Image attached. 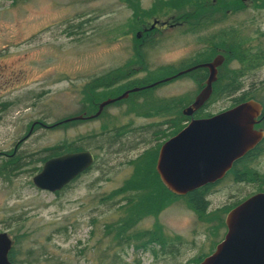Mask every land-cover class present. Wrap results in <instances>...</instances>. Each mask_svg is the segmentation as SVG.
<instances>
[{"label":"rangeland","instance_id":"obj_1","mask_svg":"<svg viewBox=\"0 0 264 264\" xmlns=\"http://www.w3.org/2000/svg\"><path fill=\"white\" fill-rule=\"evenodd\" d=\"M161 1L165 0H0V161L12 150L21 155L20 166L0 173V230L17 240L18 261L197 264L223 237L221 232L215 234L214 219L207 217L264 188L263 143L261 150L247 160L251 176L214 184L207 195L205 214L200 215L181 198L162 200L163 206L156 212L155 208H139L133 240L117 244L112 232L107 231L112 226L105 228V224L118 219L120 210L114 201L119 196H108L126 182L136 164L145 168L142 161L146 154V160L152 159L153 149L162 141L159 129L153 139L149 131H135L173 113L143 109L129 112L111 106L96 118L77 119L65 126H35L42 120L52 124L72 116L85 108L86 102L88 111H93V104L105 98L110 89L122 90V85L101 86L93 84L95 80L105 83L117 74L118 79L156 78L172 71L166 70V65L178 63L192 52L196 59L202 58L196 49L208 32L195 34L188 25L179 30L144 31V27H151L152 17L162 13L159 7L153 9L158 3L166 4ZM244 1L245 8L231 12L219 23L238 27L246 41L264 47V0ZM152 11L156 13L150 16ZM168 12L180 11L175 8ZM221 15L218 12L215 16ZM141 44L143 50L139 49ZM200 87L197 79L186 75L163 83L152 93L179 96L190 102ZM242 89L255 91L264 104V63L243 77ZM236 93L211 97L197 114L231 106ZM113 123L124 125L123 135L119 143L112 141L110 148L106 142V148H98L97 140L85 136L110 129ZM145 138L152 140L145 142ZM63 142L93 145L97 159L58 191L38 188L32 176L42 165V156L50 152L48 147ZM157 227L165 237L172 238L173 246L163 249L151 237V229Z\"/></svg>","mask_w":264,"mask_h":264},{"label":"water","instance_id":"obj_2","mask_svg":"<svg viewBox=\"0 0 264 264\" xmlns=\"http://www.w3.org/2000/svg\"><path fill=\"white\" fill-rule=\"evenodd\" d=\"M218 57L220 60L221 56ZM216 61L217 57L199 63L208 66L210 72L202 89L182 109L190 118L161 143L157 153L155 169L162 182L177 194L220 179L235 160L264 136V131L254 127L262 111V104L254 98L244 99L210 115L193 116L212 92ZM113 99L101 101L98 110L86 117L96 116L102 106ZM80 117L72 115L62 121ZM58 122L61 121L52 124ZM94 160V153L89 148L52 155L32 176V182L41 189L59 190L88 169ZM224 222L223 237L197 264H264V190L253 192L232 206L226 212ZM12 245L11 235L0 230V264H14L9 258Z\"/></svg>","mask_w":264,"mask_h":264},{"label":"trees","instance_id":"obj_3","mask_svg":"<svg viewBox=\"0 0 264 264\" xmlns=\"http://www.w3.org/2000/svg\"><path fill=\"white\" fill-rule=\"evenodd\" d=\"M161 2L163 3L166 2V4H163L164 6H159L158 3V5L153 6V9L154 7L155 9L159 7V9L157 10L158 11L160 10L162 13L168 12L170 10H174L175 8L177 9V11L189 13V14L205 13L207 14V18L208 19L211 18L212 21L213 20L218 21L223 18H227L231 12H236L246 7V3L244 0H165ZM218 12H221L222 15L217 17L215 15ZM154 13H156V11H152L151 13H149V15L150 16L155 15ZM210 13L214 14V16H208ZM214 17L217 18L214 19ZM207 36H208L207 39H204V41L207 42L208 49L204 52L199 53V55L201 56L203 55L206 56V58L204 59H207L208 56H210L211 54L217 51L215 50V46L219 45L224 49L222 50V55H224V63L222 64V67L220 69L219 78L215 79L212 82L211 97L219 96V95H230V94L232 95L237 92L235 95L232 96L233 104L248 98H254L261 102L260 100L261 98H258L260 96H258L257 93H255V91L242 89V79L253 68L259 67L262 63H264V47L261 46V44L259 43H256L255 45L250 44V42L246 41L245 37H241L242 35L238 27L232 25L229 27H224V26L219 27L214 32L208 33ZM148 44L149 43H146L144 45L148 46ZM144 45L141 44L139 49L141 50L142 48L143 50ZM233 59L237 60L238 64L233 65V61H232ZM187 61L188 60H182L173 65L172 64L166 65L165 66L166 70H171V69L175 70L181 67L182 65H184L185 63H188ZM157 74L158 73H155V75ZM118 77L119 75L117 74L115 75L114 79H118ZM139 77L141 76L133 77L131 79H138ZM142 78L153 79L151 75H148L146 77L142 76ZM94 79H101V78L95 77ZM197 80L199 86H201L200 82L203 79H197ZM146 91L143 90L139 94H142L143 92ZM141 96L143 99L142 102L144 103V105L142 106L143 110L158 112L161 111L162 109H166L168 99L160 98L154 100L146 93L142 94ZM170 98H172L174 109L176 110L175 116L173 118V122L170 125H168L170 130H168L167 126L164 128L160 127V123L155 121L159 124V128H157V131L158 129L160 130L161 134H159V137L162 136L161 139L166 138L169 135L176 132L189 119V116L182 112V107H184L187 103H189V101L187 102L183 101L179 96H173ZM170 98L169 101L171 102ZM199 111L200 110H198L197 113ZM209 114L211 113L197 114V115L204 116ZM261 115H262V119L264 120V110L261 113ZM74 120L76 119L62 121L56 124H47L44 122V120H42L41 122L36 123L35 126H39L43 123L46 124L48 127L65 126ZM165 120L166 119H164L163 121L165 122ZM121 131H122L121 129L112 131L104 128L99 132L94 131L85 136L88 139L94 141L97 140L98 143L96 144V146L98 148H106L104 146L105 142L107 143V147L110 148L113 140H117L118 141L117 143L121 141V137L123 135ZM135 132L138 133L141 132V130L139 129ZM156 134H158V132ZM263 143H264V136L262 140L258 143L257 147L262 145ZM90 146H91L90 144H88L87 146H81L79 144H73V143L67 144L66 142H63L62 144L59 145L50 146L48 147L50 152L42 156V161L44 162L48 157L62 153L64 151L78 150V149L88 148ZM91 148H93L96 151V148L93 145ZM251 151L252 149L247 151L242 157L238 158L234 162L232 168L225 175V177L220 179L216 183L223 181L225 179L241 181V180H246L249 176H251L252 172L247 167V162H248L247 160L251 157L252 154ZM153 152H154V156L152 154L151 156L152 159L146 160V158H148L147 154L146 157L143 159L142 162H144L145 168L140 166L141 163L136 164L133 174H131V176L126 180V182L122 186L117 188L116 192H111L108 196V198L119 196V198L114 202L117 203V209L120 210V214H119L120 218L118 217V219H116L110 224L109 223L105 224V228H110V226H112L111 229L107 231L112 232L113 237L116 239L115 241L117 244H123L125 242H129L133 240V237L137 232L135 228V224L139 218L137 216L139 208H143V209L145 208L147 211L154 210V212H156L163 206L162 200L168 199L170 201L173 199L181 198L195 211H197L200 215L205 214V212L207 211L209 205V200L207 198V195L211 191L214 184L216 183H207L196 189L188 191L185 194L174 193L160 179L155 169L157 148L155 150L153 149ZM97 153L98 151L95 152L96 158L98 156ZM6 157H7L6 159L3 158L0 161L1 174L2 173L7 174L12 169L17 168L18 165L20 166L21 164L20 162L21 155L20 154L16 155L13 152V150ZM135 161L140 162L138 160ZM240 165H242V167ZM40 168L41 166L37 168L38 171L40 170ZM260 190H264V188H258L256 191H260ZM252 193L253 192L249 193L248 195ZM248 195H245L241 198L234 200L231 205L228 204L225 207L221 208L220 212L216 210L214 213L209 215V217H207L208 219L209 218L214 219L213 222L216 231L215 234H217L218 232H221L222 235L224 234L226 230V226L224 222L226 212L232 206L237 204L239 201H241ZM101 198L108 201L107 197L102 196ZM151 230L152 233L154 234L151 237L156 239L158 244L162 246L161 248L164 249L166 246L168 247L173 246L174 241H172V238L165 237V235L161 233V229L157 227L154 230L153 229ZM221 237L222 236H220V238ZM219 240L220 239L218 238L216 243ZM16 241L17 240H13V245L9 251L10 260H12L14 264H32L31 261L27 259L18 261V259L16 258V251H15ZM208 253L209 252L204 253V255L200 259H198V262Z\"/></svg>","mask_w":264,"mask_h":264},{"label":"flooded vegetation","instance_id":"obj_4","mask_svg":"<svg viewBox=\"0 0 264 264\" xmlns=\"http://www.w3.org/2000/svg\"><path fill=\"white\" fill-rule=\"evenodd\" d=\"M208 16H214V14L210 13ZM216 18L217 17H214V19H216ZM219 22H220L219 20L218 21H214V20L212 21L211 18L208 19L207 18V14H205V13L189 14V13H184V12H179V13L164 12V13H160L159 15L157 14V15L153 16L152 19H151V23H150L151 27L150 28L144 27V29H145L144 31H147L148 29H152V30H157L158 31V30H165V29H169V28H174V29H178L179 30V29L183 28L184 25H188V27H189L188 29L189 30L192 29L195 34H196V32H199V33H201V34L203 33L205 35V34H207V32L208 33H212L215 30H217V28L224 26L222 23H219ZM188 29H185L184 31H187ZM138 33H140V32H138ZM207 49H208L207 42L204 41V39H203L198 44V49H196V52L199 55L200 52H204ZM215 50H217V51L215 53H213L212 55L208 56L207 59H204V58H206L205 55H203L202 58L196 59L195 58L197 56L196 53L192 52L191 54H189L187 56V58L183 57V58L178 60V62H180L182 60H188L187 61L188 63H185L181 67H179V68H177L175 70H172L168 74H164V75H161V76L153 78V79H143L142 77H139L138 79H112V80H110V81H113V83L111 85H110V81L105 82V83H98V80H95L93 82V84H101V86H102V84H107L108 86H112L114 88L115 86L122 85V88H121L122 90L121 91L119 90L120 92H116L117 90L110 89L106 93L108 95L105 98H102L96 104L95 103L93 104V107H95L93 111H88L89 110L88 107H90V106H89V102H86L87 105L85 106V108H83L80 112L74 114V115H81L82 116L80 118H76V120L77 119L96 118V117L104 114L108 110V108L111 107V106L118 107V108H120L119 110L123 109V107H124V109L126 111H129V112L140 111V109H142V106L144 105V103L142 102L143 99H142L141 95L146 93L154 100H157V99H160V98L161 99H164V98L168 99L166 109H162L161 108L162 109L161 111L162 112H165V111L169 112L170 111L173 114L171 116H169V117H166L165 122L163 121L164 119H159V120H156V121L158 123H160V127L164 128V126H167V128L169 129L168 125H170L173 122V118H174V105H173V102H172V98H170L173 95L172 96H169V95L168 96L167 95L157 96V95L152 93V90L157 89V87L161 86L163 83H165V82H167L169 80L176 79L178 77H182V76L188 75V76L194 77L195 79H203L200 82V84H201V87L199 89V91H200L202 89V87L204 86V84L206 82V79L208 78L210 69H209L208 66L201 65L199 63L207 62V61H213V59L215 57H217V61H216V64H215L216 72H215L214 80L219 78L220 69L222 67V64L224 63V55H222V50H224V49L221 46L218 45V46H215ZM193 51H195V50H193ZM218 56H221L220 60H219ZM185 69H187V70H185ZM182 70H185V71H182ZM179 71H182V72L179 73ZM166 77H169V78L167 79ZM162 79H164V80H162ZM133 87H140V88L134 89V90H130ZM143 90H145V91L147 90V91L143 92L142 94H139ZM124 92H126L125 95H123L122 97L116 98L118 95L123 94ZM195 95H194V97H195ZM211 95H212V92H211L209 98L204 102V104L201 107H199L194 112L193 116H199V115H197V111L202 109L205 106V104H207L208 100L211 98ZM194 97H193V99H194ZM107 98H114V99L111 100L110 102L104 104L102 106L100 112L96 116L86 117V116H88L90 114L95 113L98 110V108H99L100 102L105 100V99H107ZM169 98L171 99V102L169 101ZM189 103H187V104H189ZM260 103L262 104V111H261V113H262L263 110H264V105H263L262 102H260ZM182 109H183V107H182ZM204 116H206V115H204ZM259 117H261V118H260V120L258 122H256L254 124V127L264 131V126L261 125V122L263 121L262 115L260 114ZM189 118H190V116H189ZM58 121L62 122V119H60ZM160 121H163V122H160ZM157 122L154 125L148 123L147 125L141 127L140 128L141 132H148V131L151 132V136H152V139H153L156 136L157 128H159V124ZM58 123H60V122H58ZM41 125L47 126L44 123L41 124ZM114 125L115 126L111 127L109 130L116 131V130L122 129L123 126H124L122 124H114ZM149 126H151L150 129H149ZM124 132H128V131H124ZM173 134H171V135H173ZM171 135H169L168 137H170ZM168 137L163 138L161 143L165 139H167ZM152 139L151 138L150 139H146L145 138V139H142V140L147 142V141L152 140ZM161 143L158 145L157 153H158V150H159V147H160ZM258 143L253 148H251L252 149L251 156H255L258 153V151L261 150V145L257 147ZM88 148L91 149V147H88ZM92 152L94 153L95 160H96L97 159L96 155H95L96 151L92 150ZM95 160H94V162H95ZM234 162H233V164H234ZM93 163H92V165H93ZM233 164H232V166H233ZM232 166L226 171L225 175L232 168ZM225 175L223 177H221L220 179L224 178ZM220 179H218V180H216L215 182H212V183H216ZM70 182H68L65 186H67Z\"/></svg>","mask_w":264,"mask_h":264}]
</instances>
